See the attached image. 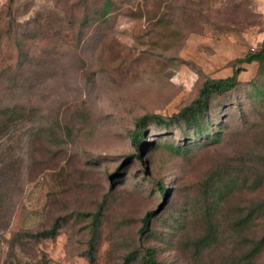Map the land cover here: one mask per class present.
Returning a JSON list of instances; mask_svg holds the SVG:
<instances>
[{"label":"rangeland","instance_id":"374dc122","mask_svg":"<svg viewBox=\"0 0 264 264\" xmlns=\"http://www.w3.org/2000/svg\"><path fill=\"white\" fill-rule=\"evenodd\" d=\"M77 2L0 0V74L17 73L0 77V107L38 113L4 144L22 161L0 222V264H123L134 251L130 264H142L146 249L163 264H196L194 242L212 216L229 233L198 264H264V248L245 258L264 236V64H234L261 48L264 0H115L107 18L89 14L81 35ZM8 7L18 23L37 20L22 54L7 35ZM238 67V85L212 99L202 139L147 122L134 149L139 119L177 114L205 81ZM55 222L54 239L32 236Z\"/></svg>","mask_w":264,"mask_h":264},{"label":"trees","instance_id":"16d2710c","mask_svg":"<svg viewBox=\"0 0 264 264\" xmlns=\"http://www.w3.org/2000/svg\"><path fill=\"white\" fill-rule=\"evenodd\" d=\"M115 8L117 9L115 0H99L96 3H92L90 7L87 5V3H85L84 0H82V2L80 3L77 2L73 4L72 9L76 10L84 20L78 27L79 35H81L83 33V30L86 28L90 13L96 17L107 18L111 13L114 12ZM6 23L7 35L13 39L18 54H22L23 47H25L24 44L26 41L24 37L28 34L32 35L35 32L37 28L36 26H33V23L37 24V20L18 23L13 19L11 9L10 7H8ZM25 59L26 55H24V59H22L20 67H22L25 63ZM34 59L35 58H32V61ZM252 63L264 64V39L258 52L247 54L244 58L236 59L234 61V64L236 66H240L242 64L250 65ZM13 69L16 68H6L1 72L0 77L10 71L11 73H16L12 72ZM242 71L243 69L241 67H238L230 77L205 81L196 98L193 99L188 105L184 106L177 114L169 118H163L157 115H146L139 119L135 124V128L131 137L134 149L136 151L138 150L139 152L141 144L143 143L142 132L147 122H152L155 125L162 126L163 131L168 130V128H170L171 126H174V128L178 130L186 128L190 130L189 134H191V138L193 140L202 139L203 136H205L204 128L208 126L207 113L212 99L215 96L223 95L233 90L238 85V76ZM26 112L27 106L23 103H16L11 106L0 107V147L2 146L0 150V222L2 221V213L6 210V205L8 206L9 202L12 200L10 193L14 190L9 186L15 184L18 180L16 179L18 176L16 175V173L18 174L17 166L22 161L21 158H18L16 161H12L10 153L6 154L4 144L12 137L14 132L13 129L16 126L25 122H32L33 118L37 117L38 115V113L34 114L33 112L27 114ZM217 137L218 135H213L210 139L218 140ZM181 150L187 151L186 148H183ZM131 158L140 159L141 157L140 154L136 153L134 157ZM157 190L160 195V199L167 198L168 189L165 188L164 185H159ZM208 207L211 209L210 203H208ZM256 212V209H254L243 218L240 217L235 221L234 226L240 227L243 226L246 222L253 220V216H255ZM153 217L154 213L152 212H149L144 216L140 228V236H143L144 234L149 232ZM205 220L208 231L204 236H201L194 242L195 251L192 260L196 264H198L199 260L204 254L212 253V250L217 246L219 242H221L224 234L229 233V230H220L217 224V220L215 221V216H212L210 219L206 218ZM58 229L59 223L55 222L49 230L37 233L32 236L36 239H54L57 235ZM263 248L264 236L260 240H254L252 242V246L245 258L247 260L254 259ZM228 256H230V254H228L227 257ZM136 258V251H134L125 257L123 264H130ZM233 258L235 259L234 256ZM142 259V264H163L156 260L151 249L145 250ZM89 261L92 262L91 257H89ZM225 261L228 264H237L233 259L230 258H227Z\"/></svg>","mask_w":264,"mask_h":264}]
</instances>
